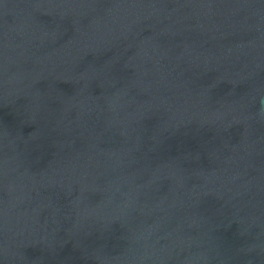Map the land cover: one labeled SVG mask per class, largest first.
<instances>
[{"label":"water","instance_id":"obj_1","mask_svg":"<svg viewBox=\"0 0 264 264\" xmlns=\"http://www.w3.org/2000/svg\"><path fill=\"white\" fill-rule=\"evenodd\" d=\"M0 264H264V0H0Z\"/></svg>","mask_w":264,"mask_h":264}]
</instances>
